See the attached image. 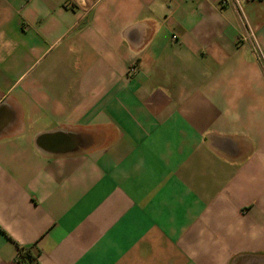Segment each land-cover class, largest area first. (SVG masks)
I'll return each instance as SVG.
<instances>
[{"label": "crops", "instance_id": "obj_1", "mask_svg": "<svg viewBox=\"0 0 264 264\" xmlns=\"http://www.w3.org/2000/svg\"><path fill=\"white\" fill-rule=\"evenodd\" d=\"M240 1L0 0V264H264V0Z\"/></svg>", "mask_w": 264, "mask_h": 264}, {"label": "trees", "instance_id": "obj_2", "mask_svg": "<svg viewBox=\"0 0 264 264\" xmlns=\"http://www.w3.org/2000/svg\"><path fill=\"white\" fill-rule=\"evenodd\" d=\"M18 254H20V259L23 264H39L37 262V255L30 248H21Z\"/></svg>", "mask_w": 264, "mask_h": 264}, {"label": "built area", "instance_id": "obj_3", "mask_svg": "<svg viewBox=\"0 0 264 264\" xmlns=\"http://www.w3.org/2000/svg\"><path fill=\"white\" fill-rule=\"evenodd\" d=\"M223 3L226 4H232L235 6L238 10H241V1L240 0H223ZM254 33L252 31H248L247 35L243 37V40H249V41H254ZM14 264H23L20 259V254L17 255Z\"/></svg>", "mask_w": 264, "mask_h": 264}]
</instances>
